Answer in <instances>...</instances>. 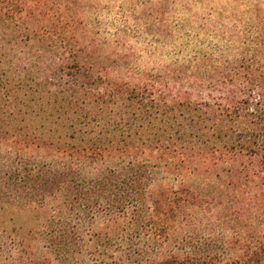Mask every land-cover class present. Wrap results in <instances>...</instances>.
<instances>
[{"label":"trees","instance_id":"trees-1","mask_svg":"<svg viewBox=\"0 0 264 264\" xmlns=\"http://www.w3.org/2000/svg\"><path fill=\"white\" fill-rule=\"evenodd\" d=\"M82 10L0 0V264L264 263V46L115 79Z\"/></svg>","mask_w":264,"mask_h":264},{"label":"rangeland","instance_id":"rangeland-1","mask_svg":"<svg viewBox=\"0 0 264 264\" xmlns=\"http://www.w3.org/2000/svg\"><path fill=\"white\" fill-rule=\"evenodd\" d=\"M89 34L98 52L108 57L109 76L141 80L165 75L192 61L200 52L230 58L246 52L250 40L264 43V0H80ZM262 36L263 39H259ZM260 41V42H259ZM258 43H260L258 45ZM243 52V53H242ZM18 227L27 226L16 217ZM184 227L174 238L193 234ZM225 258H235L230 244ZM187 244V250H190ZM264 264V263H262Z\"/></svg>","mask_w":264,"mask_h":264}]
</instances>
